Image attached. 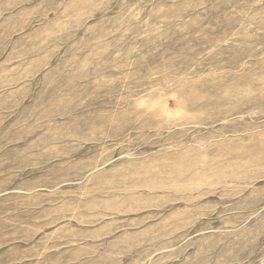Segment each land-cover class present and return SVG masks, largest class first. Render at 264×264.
<instances>
[{
	"label": "rangeland",
	"instance_id": "374dc122",
	"mask_svg": "<svg viewBox=\"0 0 264 264\" xmlns=\"http://www.w3.org/2000/svg\"><path fill=\"white\" fill-rule=\"evenodd\" d=\"M0 264H264V0H0Z\"/></svg>",
	"mask_w": 264,
	"mask_h": 264
}]
</instances>
